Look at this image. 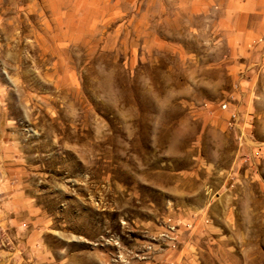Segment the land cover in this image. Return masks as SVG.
<instances>
[{
    "label": "rangeland",
    "instance_id": "obj_1",
    "mask_svg": "<svg viewBox=\"0 0 264 264\" xmlns=\"http://www.w3.org/2000/svg\"><path fill=\"white\" fill-rule=\"evenodd\" d=\"M262 60L264 0H0V264H264Z\"/></svg>",
    "mask_w": 264,
    "mask_h": 264
},
{
    "label": "crops",
    "instance_id": "obj_2",
    "mask_svg": "<svg viewBox=\"0 0 264 264\" xmlns=\"http://www.w3.org/2000/svg\"><path fill=\"white\" fill-rule=\"evenodd\" d=\"M262 65V66H261ZM261 66V67H260ZM260 67V68H259ZM255 71H259V70H264V61L262 60V62H260V64L258 65V67H254Z\"/></svg>",
    "mask_w": 264,
    "mask_h": 264
},
{
    "label": "built area",
    "instance_id": "obj_3",
    "mask_svg": "<svg viewBox=\"0 0 264 264\" xmlns=\"http://www.w3.org/2000/svg\"><path fill=\"white\" fill-rule=\"evenodd\" d=\"M224 106H225V105H224ZM224 106H223V107H224Z\"/></svg>",
    "mask_w": 264,
    "mask_h": 264
}]
</instances>
